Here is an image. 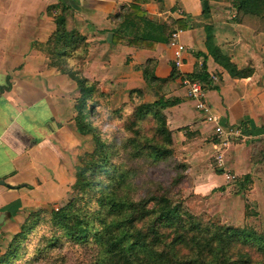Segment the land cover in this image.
Here are the masks:
<instances>
[{"label": "crops", "instance_id": "1", "mask_svg": "<svg viewBox=\"0 0 264 264\" xmlns=\"http://www.w3.org/2000/svg\"><path fill=\"white\" fill-rule=\"evenodd\" d=\"M218 3L209 0V12L203 17L199 0H0V235L14 228L15 217L25 214L34 199L63 193L65 173L71 175L79 154L80 141L73 124L78 88L33 47L53 33V15L61 5L68 7L66 27L83 35L87 44L86 58L75 65L99 86H105L114 70L121 76L130 69L134 76L130 82L144 89L147 85L133 67L142 66L147 59H151L156 77H168L173 63L166 42H156L150 49L128 44V39L144 32V20L139 16L178 31L186 49L180 67L174 68L176 77L161 85L159 96L177 99L161 111L167 128L173 131L174 147L189 164L190 190L209 195L224 184V170L237 177L251 174L246 197L258 214L264 212V174L255 173L256 167L249 163L250 150L264 145V33L226 22V10ZM128 11H132L129 19L123 14ZM138 20L140 27L135 23ZM177 20L185 25L183 29H178ZM204 25L210 27L219 52L237 69L251 67L250 76L231 77L213 60L205 49ZM126 57L129 63L124 65ZM114 64L121 66L115 68ZM123 69L126 72H121ZM198 73H202L201 79L194 78L204 85L205 101L219 122L242 125L250 136L223 151V169L216 171L207 160L208 150L211 155L216 152L212 126L195 110L179 82L180 74ZM211 75L215 79H210ZM223 187L234 201L232 206L223 205V211L235 212L242 222V200L228 194L225 184Z\"/></svg>", "mask_w": 264, "mask_h": 264}, {"label": "trees", "instance_id": "2", "mask_svg": "<svg viewBox=\"0 0 264 264\" xmlns=\"http://www.w3.org/2000/svg\"><path fill=\"white\" fill-rule=\"evenodd\" d=\"M199 1L201 15L205 17L209 12V0ZM228 1L236 13L244 16L240 20L241 23H245L246 19L257 21L254 18L264 16V0ZM131 6L133 11L137 10L135 5ZM67 10V6H60L59 12L53 15L55 24L53 33L45 42L35 43L33 47L41 50L49 58L50 65L56 66L76 84L79 92L73 105L76 131L83 135L92 134L94 148L90 153H84V158H81L82 165L76 169L74 196L60 209L49 212L50 223L54 228L52 240L59 241L62 238L75 244H94L99 260L105 264H190L188 258L178 256V246L192 247V245L195 246L197 253H204L207 248L211 259L221 256L223 264H230L228 260L230 257L224 256L225 250L230 252L231 249L236 248L235 252L242 257L246 253L240 251L238 246L250 247L262 256L259 263L264 264V233L230 227H216L217 231L212 233L207 227H201L190 214H186L179 200L172 201L165 193L131 201L120 194L126 180L124 175L118 176L115 172L113 176L109 174L106 180L99 179L100 173L107 171V150L94 133V128L85 119L89 112L86 101L96 91V86L94 82H88L81 74V69L75 65L83 60L87 44L83 35L73 28L66 27ZM131 12L128 11L127 14ZM139 18L144 20V32L139 37L128 39V44L142 45L145 49H150L156 42H168L172 29H166L140 16ZM176 24L178 29H183L185 26L180 20H177ZM203 29L207 53L229 76L245 78L251 75V67L237 69L227 56L219 52L208 25H204ZM111 40H114L113 34ZM137 67L147 86L162 85L168 79L176 77L173 66L167 78L156 77L151 59H147L142 66ZM202 73L191 76L201 79ZM141 92L138 88L129 90V94ZM161 97L139 104L134 111L136 118L151 115L157 132L165 136L163 146L152 144L145 147L146 153L154 161L165 159L171 154L169 146L173 132L167 128L161 109L177 102V99L165 100ZM131 143L132 152H136L137 149L133 148V142ZM104 181L109 183L105 185ZM27 187L30 188L29 185ZM92 191L98 193L96 198L92 197L94 204L91 203L93 200L88 195ZM30 215L32 219H36L37 212ZM147 219L149 223L143 229ZM24 222L23 229L27 218ZM161 228H169L173 234L167 243L165 239L168 235L159 233ZM197 236H201L200 241ZM161 241L165 244L163 247H159ZM218 244L221 252L217 255L215 249ZM14 254L13 249L0 255V264H7L10 258L15 257ZM246 256L249 258L248 254Z\"/></svg>", "mask_w": 264, "mask_h": 264}, {"label": "rangeland", "instance_id": "3", "mask_svg": "<svg viewBox=\"0 0 264 264\" xmlns=\"http://www.w3.org/2000/svg\"><path fill=\"white\" fill-rule=\"evenodd\" d=\"M214 1L221 2L218 3L219 6L225 8L226 22L242 24L256 33H264V16L254 18L257 21L246 19L245 23H241L240 20L244 16L236 13L228 0ZM123 13L125 15V12ZM130 15L126 14L125 16L129 19ZM135 23L140 27L139 20ZM87 51L86 49L84 58L87 56ZM128 63L129 58L126 57L124 65ZM120 66L114 64L113 67ZM138 68L137 66L133 67V71H139ZM114 71L113 76L106 83L104 82L105 86H99L98 81H90L86 78L88 82L95 83L96 91L86 101V108L89 112L85 119L104 144L108 156L107 171L100 173L99 179L106 180L109 174L113 176L115 172L118 176L124 175L126 180L120 194L131 201L165 193L172 201L179 200L183 211L190 214L201 227H207L212 233L217 231L216 227L251 229L256 233H264V212L258 214L253 209L252 201L246 197L247 191L251 188V174L237 177L230 171H222L224 184L229 187L228 194L238 196L243 202V221L241 222V217H237L235 212L223 211V205L232 206L234 203L231 197H228L224 192V184L216 186L209 195L201 196L192 193L190 190L192 179L188 173L189 164L183 153L174 147L173 134H171L172 141L169 146L171 154L167 158L154 161L146 153L145 147L148 145L163 146L165 136L157 132L155 121L151 115L136 118L134 111L139 104L157 98L160 95L161 85L146 86L144 89L140 88L141 93L129 94V90L138 88L134 82H130L134 81V76L129 74L131 70L128 69L127 73L123 69L121 72L125 71L126 75L124 73L121 76H118L119 73L115 75ZM80 72L82 74V71ZM105 115H107V119H105ZM73 121L76 128L75 118ZM106 128L111 131L106 133ZM77 135L79 136L80 150L73 160L71 175L65 173L62 182L63 193L46 200L34 199L25 214L15 217L14 228H9L0 235V255L13 249L15 253V257L10 258L7 264H105L99 260L94 244H75L62 238L59 241L52 240L54 228L50 223L49 212L60 209L74 196L76 169L82 165L81 158H84V153H90L94 148L92 134L77 133ZM131 142H133V148L137 149L136 152H132ZM263 149L264 145L250 150L249 163L256 167L255 173L264 174ZM210 155L211 150H208L207 160L211 163V168L215 171L218 168L223 169V163L216 164L213 154ZM226 175H234V178H229ZM107 183L109 182L104 181L105 185ZM88 195L91 198L93 196L96 198L98 193L92 191ZM94 198H92V204H94ZM36 212V219H32L30 214ZM26 218V226L23 229L22 226L25 224ZM145 221L143 229L149 223L148 219ZM159 233L168 235L165 243L173 235L169 228H161ZM197 238L200 241L201 236H197ZM164 245L162 241L159 243V247ZM238 249L248 254L249 258L246 254L240 257V254L235 252L236 248L231 249L230 252L225 250L224 256L230 257L228 259L230 264H260L262 256L254 249L240 245ZM204 251V253H197L194 245L192 247L178 246V256L188 258L190 264H223L221 256L211 259V255L207 252L208 249L205 248ZM215 252L217 255L221 252L219 244Z\"/></svg>", "mask_w": 264, "mask_h": 264}, {"label": "built area", "instance_id": "4", "mask_svg": "<svg viewBox=\"0 0 264 264\" xmlns=\"http://www.w3.org/2000/svg\"><path fill=\"white\" fill-rule=\"evenodd\" d=\"M167 45L171 49V59L174 68L178 69L181 65V55L185 51L186 46L179 40L177 30H172L169 34ZM210 79H215L214 75ZM179 82L185 90V96L192 101L194 108L202 116V119L212 126V133L215 138L213 155L216 164L223 163L222 153L231 144L235 142H245L250 139V136L245 133V128L242 125H222L219 118L215 115L204 98L203 84L194 77L187 74L179 75ZM229 178H234V175H226Z\"/></svg>", "mask_w": 264, "mask_h": 264}, {"label": "clouds", "instance_id": "5", "mask_svg": "<svg viewBox=\"0 0 264 264\" xmlns=\"http://www.w3.org/2000/svg\"><path fill=\"white\" fill-rule=\"evenodd\" d=\"M108 117H107V115H105V119H107ZM111 131V129H105V132L107 133V132H110Z\"/></svg>", "mask_w": 264, "mask_h": 264}, {"label": "water", "instance_id": "6", "mask_svg": "<svg viewBox=\"0 0 264 264\" xmlns=\"http://www.w3.org/2000/svg\"><path fill=\"white\" fill-rule=\"evenodd\" d=\"M107 37L110 39V37H111L110 33H108ZM1 183H2V182L0 181V184H1Z\"/></svg>", "mask_w": 264, "mask_h": 264}]
</instances>
